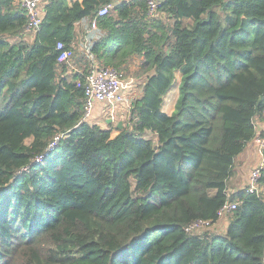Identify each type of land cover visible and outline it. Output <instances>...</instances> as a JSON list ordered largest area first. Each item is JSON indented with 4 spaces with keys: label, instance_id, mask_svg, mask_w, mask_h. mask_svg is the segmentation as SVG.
<instances>
[{
    "label": "trees",
    "instance_id": "trees-1",
    "mask_svg": "<svg viewBox=\"0 0 264 264\" xmlns=\"http://www.w3.org/2000/svg\"><path fill=\"white\" fill-rule=\"evenodd\" d=\"M28 23L0 0V264H264V165L229 192L264 111V0H48ZM132 65L123 127L89 122L78 83ZM230 202L222 233L186 231Z\"/></svg>",
    "mask_w": 264,
    "mask_h": 264
},
{
    "label": "built area",
    "instance_id": "built-area-1",
    "mask_svg": "<svg viewBox=\"0 0 264 264\" xmlns=\"http://www.w3.org/2000/svg\"><path fill=\"white\" fill-rule=\"evenodd\" d=\"M47 1L48 0H16V3L18 5H21L23 8H25L29 17L26 34L30 38L33 37L39 29V26L45 15V5ZM145 1L148 5L149 14L154 15L158 11V8L163 0ZM107 12L108 7H103L100 9L99 15H106ZM185 22L186 24H193V20L191 18L187 19ZM92 28L96 29L95 23L92 24ZM58 50L61 51L59 62H72L74 52L71 49L65 50L64 45L62 43H59ZM132 86L133 85L131 82H127L126 80L124 81L123 73L119 70H116L115 68H93L91 72L85 76L84 82L78 83V87H83L85 91V118L88 121L90 120L97 103L110 106V108L108 109V115L111 119H114L116 117V108L118 106L124 105L128 110L130 107L131 94L133 92ZM261 119L264 121V111ZM251 142H253L257 153L260 154L263 158L264 130L261 132L256 131V135ZM37 161H40V159H38ZM263 165L264 160L259 164L253 166L248 184L246 185L249 188L250 192L259 191V180L262 175ZM236 206V202L227 203L219 210V221L217 223H213V221L211 220H197L189 225L186 228V231L197 232L208 231L211 229L218 230L219 222L222 219H226L225 221H227L228 214L235 210ZM224 230H222V232Z\"/></svg>",
    "mask_w": 264,
    "mask_h": 264
},
{
    "label": "crops",
    "instance_id": "crops-1",
    "mask_svg": "<svg viewBox=\"0 0 264 264\" xmlns=\"http://www.w3.org/2000/svg\"><path fill=\"white\" fill-rule=\"evenodd\" d=\"M87 32H88V20L85 19V20L77 23L76 33H77V38H78L79 42H76V44H75L76 51L81 52L83 50V48H84L83 42H86L88 39V38H84V36ZM32 38L33 37H31V40H32ZM76 61L77 62L73 66V70L83 69L84 63H83L82 59H79V57L78 58L76 57ZM132 68L135 69L136 68L135 65H132L131 69ZM175 102H174V105H175ZM174 105H173V108L171 109L170 113L173 111ZM108 109H109L108 105L97 103L95 110H94V112L90 118L91 123L99 124L103 128H107L109 126V124H112L113 127L116 128V127H118L119 122H121V121L124 122V120L127 118L128 110L124 105H120L116 108V117L114 119H111L107 116ZM122 110H123V112H121ZM263 130H264V121L262 119H257L256 131L261 132ZM117 133H118V131H116V130L113 131V135H116ZM262 161H263L262 156L257 153L253 142H251L249 145H247L245 151L238 157L236 168L238 169V165L240 163L243 164V162H246V163L251 162L252 166H255ZM235 190L236 189H234L233 191H235ZM227 223H228V220L223 223V225H222L223 230L225 229Z\"/></svg>",
    "mask_w": 264,
    "mask_h": 264
},
{
    "label": "rangeland",
    "instance_id": "rangeland-1",
    "mask_svg": "<svg viewBox=\"0 0 264 264\" xmlns=\"http://www.w3.org/2000/svg\"><path fill=\"white\" fill-rule=\"evenodd\" d=\"M27 38H28L29 41H31V38L29 36H27ZM135 69H133V68L131 69V72L132 73L125 72V78L126 79H124V81L126 80L127 82H131L132 85H133L132 86L133 87L132 96L135 93V91H137V89L139 87V84L138 83H136V85H135V79H134V74H133L134 71H135ZM177 95H178V87L175 86L170 91V93L168 94V96L166 98V104H165L164 109L167 112L170 113L171 109L173 108L174 102L177 99ZM109 108H110V106H109ZM121 112H123V110ZM107 116L110 118V116L108 114H107ZM89 122H91V120H89ZM252 169H253V166H252V163L251 162H249V163L243 162V164L240 163L238 165V169H237L236 176L233 179H231L230 180V183H229V191L231 193L234 192L233 191L234 189H237V188H240V187H245L248 184V180H249V177H250V174H251ZM225 220L226 219H222L219 222L218 231H220V233H222V230H223L222 225L225 222Z\"/></svg>",
    "mask_w": 264,
    "mask_h": 264
},
{
    "label": "water",
    "instance_id": "water-1",
    "mask_svg": "<svg viewBox=\"0 0 264 264\" xmlns=\"http://www.w3.org/2000/svg\"><path fill=\"white\" fill-rule=\"evenodd\" d=\"M123 127V122L121 121V122H119V124H118V128H122Z\"/></svg>",
    "mask_w": 264,
    "mask_h": 264
}]
</instances>
